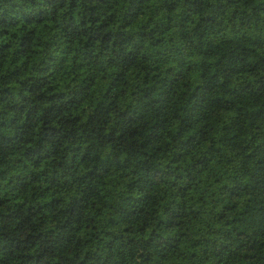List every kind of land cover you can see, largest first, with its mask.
Wrapping results in <instances>:
<instances>
[{
    "label": "clouds",
    "instance_id": "clouds-1",
    "mask_svg": "<svg viewBox=\"0 0 264 264\" xmlns=\"http://www.w3.org/2000/svg\"><path fill=\"white\" fill-rule=\"evenodd\" d=\"M0 264H264V0H0Z\"/></svg>",
    "mask_w": 264,
    "mask_h": 264
}]
</instances>
